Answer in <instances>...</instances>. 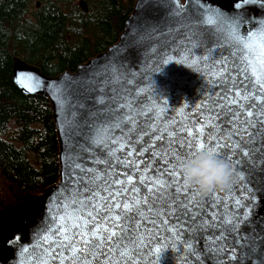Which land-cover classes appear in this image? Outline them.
Instances as JSON below:
<instances>
[{"label": "water", "instance_id": "1", "mask_svg": "<svg viewBox=\"0 0 264 264\" xmlns=\"http://www.w3.org/2000/svg\"><path fill=\"white\" fill-rule=\"evenodd\" d=\"M178 4L183 7L182 13L176 12L174 0H136L118 41L72 72L49 77L16 60L13 80L17 88L25 94L44 95L52 105L60 148L59 180L35 198L13 229L0 234V264H43L46 260L59 264L49 260V249L59 251L65 264H69L67 257L71 251L61 243L63 234L53 237L51 233L59 224L67 223L71 237V224L82 213L86 215L85 205L89 201L95 204L96 194L106 196L120 189V185L111 181L123 179L127 169L116 164L108 149L115 156H123V151L117 149L138 147L135 137L150 139L156 129H159L157 136L167 132L169 136L183 138L187 135L184 128H199L197 122L206 121L209 109L218 102L225 83L217 79L222 66L234 81L243 79L242 68L246 65L242 57L250 54L242 51L243 44L237 42L225 25L238 23L236 31L241 36L246 31L255 32L264 27V8L253 3L236 9L232 0H178ZM81 5L86 10L84 3ZM213 18L215 23L209 24ZM224 130L227 132L229 128L226 126ZM126 137L131 138V144ZM152 139L153 143L168 144L167 137L162 142ZM122 140L124 143L115 142ZM244 144L251 155H232V160H239L240 164L235 171L238 179L230 186L234 189L231 197L229 187L217 190L215 202L206 201L207 195L190 191L188 195L199 203V209L192 212L199 218L196 224L187 216L179 222L172 220L170 227L183 229L177 237L157 221V228H149V235L140 233L144 238L135 256L136 264H198L197 258L199 264H261L264 152L260 148L264 136L258 135L255 143L245 138ZM184 151L187 153L188 149ZM149 159L150 154H144L141 163ZM165 163L161 161L156 167ZM173 164L179 172L180 164L175 159L165 171ZM153 167L154 162L147 165L149 170ZM132 196L129 191L115 199L128 200ZM235 199L250 207L251 213L247 222L240 225L239 235L244 239L234 245L240 259L224 261L220 257L225 253L211 255L216 249L213 237L228 227L221 225V217L228 219L235 211H246L238 209L233 203ZM209 217L216 223L209 221ZM45 235L49 236L47 243L42 240ZM225 235L232 245L235 232ZM185 240L194 244L195 256L189 255Z\"/></svg>", "mask_w": 264, "mask_h": 264}, {"label": "snow or ice", "instance_id": "2", "mask_svg": "<svg viewBox=\"0 0 264 264\" xmlns=\"http://www.w3.org/2000/svg\"><path fill=\"white\" fill-rule=\"evenodd\" d=\"M232 2L236 9L253 3H258L264 8V0H239V2L232 0ZM174 6L177 13L183 12V7L179 6L178 0H174ZM208 23H215V19H209ZM225 26L230 28L237 42L243 44L242 51L250 54L242 57L243 64L246 65L242 68L243 79L234 81L228 75V69L222 66L217 79H223L225 83L218 102L209 109L206 121L197 122L200 124L199 128H184L187 135L183 138H177L174 134L169 136L167 132L157 136L159 129H156L151 133V137L161 142L167 137V145L153 143L152 138L143 139L137 136L135 139L138 147L127 148V150L117 149L123 151V156H115L113 150L108 149L116 164L127 169L123 179L117 178L111 181L112 184L120 185V189L106 196L96 194L93 197L95 204L89 201L85 205L86 215L82 213L71 224V237L68 236L67 223L59 224L55 232L51 233L53 237L57 233L63 234L61 243L66 250L71 251V255L67 257L69 264H136L135 256L143 243L144 235H149V228H157V221L165 225L166 230L179 237L183 229L170 227L171 221L179 222L182 217L187 216L192 220V224H196L199 218L194 217L192 212L199 209V203L188 195L193 189L184 183L180 171H176L174 164L165 171L168 164L172 163V159L182 164L196 151L207 150L220 159L228 161L236 171L240 161H233L232 155L234 153L244 157L251 155V150H246L245 138L255 143L258 135L264 136V27H258L255 32L246 31L241 36L236 31L239 27L238 23ZM25 87L28 86L25 85ZM201 107H207V105H201ZM217 109L219 111H216ZM129 122H131L130 117ZM226 126L229 128L227 132L224 130ZM233 137L237 138L234 142ZM125 140L131 144L130 137H126ZM115 142L124 143L123 140ZM184 149H188V152L186 153ZM260 151L264 152V145H261ZM144 154H150V159L141 163V157ZM161 161L166 163L163 167L157 168ZM153 162L154 167L149 170L147 165ZM108 163L111 167V161ZM100 179L102 180L103 176ZM240 179L244 180V177L241 176ZM141 187L144 188L143 192L140 191ZM233 190L229 187L230 197ZM104 191L107 192L108 188L105 187ZM129 191L133 193L131 199L122 201L115 199ZM217 195L216 190L211 191L207 194L206 201L215 202ZM251 199L254 201L255 196ZM233 203L238 206V209H246V211H235L228 219L221 217V225L228 227L224 229V232L213 237L216 249L211 255L225 253L226 255L220 257L224 261L240 259L234 245L240 244L244 239L239 235L240 225L247 222L251 213V208L240 199H235ZM60 219L64 218L60 217ZM208 219L213 224L216 223L212 217ZM203 223L204 221L201 220V224ZM189 227L191 228V225ZM141 232L144 235H140ZM233 232L236 235L233 236V244L229 245L225 233L231 235ZM42 240L49 242V236L45 235ZM125 240L127 244L124 243ZM184 244L189 250V255L195 256L194 244L188 240H185ZM181 250H184L183 246ZM24 251L27 252L28 249L25 248ZM156 251L159 252L160 249ZM261 251L264 253V241H261ZM47 254L50 261L65 264V258L59 251L49 249ZM197 260L199 264V259ZM43 264H49V261H43ZM261 264H264V260Z\"/></svg>", "mask_w": 264, "mask_h": 264}, {"label": "trees", "instance_id": "3", "mask_svg": "<svg viewBox=\"0 0 264 264\" xmlns=\"http://www.w3.org/2000/svg\"><path fill=\"white\" fill-rule=\"evenodd\" d=\"M135 1L0 0V230L59 180L52 105L17 88L16 60L49 77L72 72L118 41Z\"/></svg>", "mask_w": 264, "mask_h": 264}, {"label": "clouds", "instance_id": "4", "mask_svg": "<svg viewBox=\"0 0 264 264\" xmlns=\"http://www.w3.org/2000/svg\"><path fill=\"white\" fill-rule=\"evenodd\" d=\"M179 171L184 183L198 195H207L213 190H223L238 179V174L228 161L220 159L207 150L196 151L179 165Z\"/></svg>", "mask_w": 264, "mask_h": 264}, {"label": "rangeland", "instance_id": "5", "mask_svg": "<svg viewBox=\"0 0 264 264\" xmlns=\"http://www.w3.org/2000/svg\"><path fill=\"white\" fill-rule=\"evenodd\" d=\"M78 3L80 4L81 2L78 1ZM13 229V228H12ZM0 234H5V232L3 230H0Z\"/></svg>", "mask_w": 264, "mask_h": 264}, {"label": "bare ground", "instance_id": "6", "mask_svg": "<svg viewBox=\"0 0 264 264\" xmlns=\"http://www.w3.org/2000/svg\"><path fill=\"white\" fill-rule=\"evenodd\" d=\"M26 210H27V209H26ZM25 213H26V211H25ZM24 215H25V214H24ZM22 216H23V215H22ZM22 216H21V217H22ZM19 222H20V219H19ZM19 222H17V224H18ZM17 224H16V225H17ZM16 225H15V226H16ZM6 231H8V230H6Z\"/></svg>", "mask_w": 264, "mask_h": 264}, {"label": "flooded vegetation", "instance_id": "7", "mask_svg": "<svg viewBox=\"0 0 264 264\" xmlns=\"http://www.w3.org/2000/svg\"><path fill=\"white\" fill-rule=\"evenodd\" d=\"M5 233H6V231L5 230H3Z\"/></svg>", "mask_w": 264, "mask_h": 264}]
</instances>
